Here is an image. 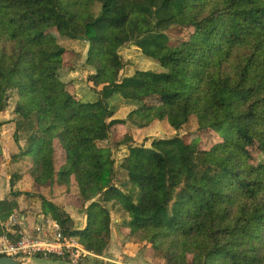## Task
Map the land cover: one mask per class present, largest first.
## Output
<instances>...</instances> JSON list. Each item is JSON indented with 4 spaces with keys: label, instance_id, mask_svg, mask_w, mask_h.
Masks as SVG:
<instances>
[{
    "label": "trees",
    "instance_id": "1",
    "mask_svg": "<svg viewBox=\"0 0 264 264\" xmlns=\"http://www.w3.org/2000/svg\"><path fill=\"white\" fill-rule=\"evenodd\" d=\"M53 32L88 43L97 100L67 89L68 51ZM127 46L164 71L122 77ZM13 94L16 142L29 132L20 156L31 160L34 182L76 184L87 204L77 228L42 197V214L66 238L103 256L115 209L125 238L165 264H264V0H0V130ZM119 96L136 103L125 118L109 105ZM193 117L221 141L205 149L176 135L129 145L120 165L127 180L114 184V150L102 145L113 127L168 122L179 132ZM22 194L0 200V238Z\"/></svg>",
    "mask_w": 264,
    "mask_h": 264
},
{
    "label": "rangeland",
    "instance_id": "2",
    "mask_svg": "<svg viewBox=\"0 0 264 264\" xmlns=\"http://www.w3.org/2000/svg\"><path fill=\"white\" fill-rule=\"evenodd\" d=\"M100 6L98 3L94 7L93 13L95 15L99 13ZM56 33H50L49 37L52 41H58L68 51L65 55L66 68L60 74L62 81L67 84V89L77 99H81L83 102L97 100L98 89L96 90L92 83L89 82V76L94 73V70L85 66L89 49L88 43L69 38L59 39ZM121 54L126 64L121 74L122 77L132 76L137 71H164L159 63L145 57L136 47L127 46ZM120 97L113 98L109 105L115 112V117L125 118L127 113L135 107L136 103L128 102ZM16 101L17 95L13 94L8 110L3 115L6 121L9 122L0 130V145L2 149V154L0 155V200L8 197L12 191H21L23 193L18 198L20 208L16 213L18 224L15 229L17 231H27L24 226V216L32 218L30 224H34L35 228L32 230L36 232L34 234H38L36 230L38 227L49 229V220L39 218L42 211V197L53 201V203L68 212L74 218L77 228L84 227L86 224L85 208L87 204L80 196L76 184L68 188L58 185L55 181L52 184L41 186L36 184L31 177V160L20 156L22 152L21 145L22 147L26 145L25 140L28 138L29 132L19 131L17 135L20 142H16V121L19 119L14 112ZM176 135L185 139L198 138L201 141L202 148L205 149H209L221 141L220 136L214 131H199L196 117H193L190 123L179 132H176L168 122H159L142 130L131 129L121 125L115 126L111 129V139L106 143H102L103 146L112 147L114 150L113 157L117 169L114 184L120 186L122 182L127 180V176L120 169V165L129 153V145L149 148L154 139L171 138ZM116 143L121 144L117 147ZM56 150L57 167H60L63 165L65 157L58 142H56ZM27 193L30 194L26 195ZM122 215L118 210H112V240L108 250L101 256L104 259H90L84 264H96L98 262L102 264H165V261L156 256L150 246L145 244L138 245L125 238L124 232L120 231L118 227L124 223ZM7 224L8 222L5 223V225ZM11 228L14 229V226ZM55 259L57 258L49 260L36 258L35 262L37 264H65L59 261L60 259Z\"/></svg>",
    "mask_w": 264,
    "mask_h": 264
},
{
    "label": "built area",
    "instance_id": "3",
    "mask_svg": "<svg viewBox=\"0 0 264 264\" xmlns=\"http://www.w3.org/2000/svg\"><path fill=\"white\" fill-rule=\"evenodd\" d=\"M18 216L10 217L6 235L0 238V257L10 258H57L68 264H84L92 259H103L85 248L77 239L66 238L60 225L51 220L49 229L37 228L38 234L17 231ZM14 226V229L11 228Z\"/></svg>",
    "mask_w": 264,
    "mask_h": 264
},
{
    "label": "water",
    "instance_id": "4",
    "mask_svg": "<svg viewBox=\"0 0 264 264\" xmlns=\"http://www.w3.org/2000/svg\"><path fill=\"white\" fill-rule=\"evenodd\" d=\"M35 259L36 258L28 259V258L0 257V264H36ZM37 259H39V258H37Z\"/></svg>",
    "mask_w": 264,
    "mask_h": 264
},
{
    "label": "crops",
    "instance_id": "5",
    "mask_svg": "<svg viewBox=\"0 0 264 264\" xmlns=\"http://www.w3.org/2000/svg\"><path fill=\"white\" fill-rule=\"evenodd\" d=\"M53 202V201H52ZM39 218H45V216L42 214V212H41V215H39ZM23 219H24V226H25V228H26V230L27 231H24V232H27V233H29V234H32V233H36L35 231H32L33 230V228H35L34 227V224H30V222H32V218L30 217L29 218V216H24L23 217ZM46 219V218H45ZM47 220H49V221H51V219H47ZM86 220V219H85ZM86 223V222H85ZM104 259V258H103ZM55 260H57V259H55ZM59 261H62L63 263H65L63 260H59ZM36 263V262H35ZM37 264V263H36ZM65 264H67V263H65Z\"/></svg>",
    "mask_w": 264,
    "mask_h": 264
}]
</instances>
